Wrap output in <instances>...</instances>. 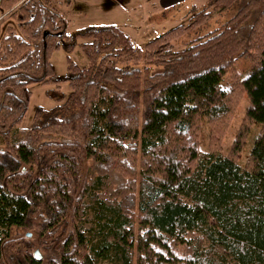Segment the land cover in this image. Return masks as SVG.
<instances>
[{"label": "trees", "instance_id": "16d2710c", "mask_svg": "<svg viewBox=\"0 0 264 264\" xmlns=\"http://www.w3.org/2000/svg\"><path fill=\"white\" fill-rule=\"evenodd\" d=\"M59 2L0 0L9 17L0 24V264H264V0H206L235 13L178 50L212 10L140 47L111 23L67 35ZM78 39L87 63L67 57L60 79L51 55ZM239 58L250 62L242 76ZM61 80L65 102L37 107L21 127L28 85ZM242 95L244 118L223 153ZM11 227L35 232L55 256L44 263L35 241L10 240Z\"/></svg>", "mask_w": 264, "mask_h": 264}, {"label": "rangeland", "instance_id": "374dc122", "mask_svg": "<svg viewBox=\"0 0 264 264\" xmlns=\"http://www.w3.org/2000/svg\"><path fill=\"white\" fill-rule=\"evenodd\" d=\"M67 2L68 1H60L57 6L68 21L66 29L67 35H72L75 32L90 26L111 23L121 28L129 35L134 44L140 47L155 36L163 33L165 30L181 23H187L197 11H200L203 8L212 10L213 16L207 23L203 24L199 29L187 33L174 42L173 48L175 50L182 49L193 39L218 28L235 13L234 8L219 13L214 8H210L206 4V0H130L124 1L122 4L123 8L119 7L116 11L105 9L99 11L92 8L82 9L73 5H69L67 10ZM8 21V11L0 9V24L5 25ZM82 41L83 39H78L74 50L71 52H66L63 46H61L52 53L50 63L60 79H63L66 75L67 57H70L80 66L87 63L86 58L80 52V42ZM62 42L64 43V40ZM233 66L239 76H242L249 70L250 62L246 58H239L234 62ZM161 68L162 66L153 67V69ZM228 81L229 78H226L225 82ZM28 89L31 92V96L20 123V126L25 128L32 125L34 112L37 107L50 109L62 104L67 99L70 92L68 83L62 80L57 83L49 84H43L40 82L31 83L28 85ZM247 105L248 98L246 95H242L235 113L233 114L232 120L218 143V146H220L223 153H227L230 149L236 133L242 124ZM258 127L257 124H253L247 134L239 158L241 163H243L248 156L254 137L258 131ZM210 134L211 126L208 121L204 119L201 122V131L199 134L201 149H210ZM9 238L13 241L24 239L35 241V247L39 249L41 257L45 260L44 263L49 257L52 258L55 256V250L51 245L45 247L42 245L39 246V238L35 232L11 227L9 230ZM3 264L11 263L5 259L3 260Z\"/></svg>", "mask_w": 264, "mask_h": 264}, {"label": "crops", "instance_id": "0c3cea01", "mask_svg": "<svg viewBox=\"0 0 264 264\" xmlns=\"http://www.w3.org/2000/svg\"><path fill=\"white\" fill-rule=\"evenodd\" d=\"M130 0H69L67 3V10L69 5L77 6L82 9H96V10H110L116 11L119 7L123 8V2ZM183 1V0H182ZM87 6V7H85Z\"/></svg>", "mask_w": 264, "mask_h": 264}, {"label": "built area", "instance_id": "2783aa9c", "mask_svg": "<svg viewBox=\"0 0 264 264\" xmlns=\"http://www.w3.org/2000/svg\"><path fill=\"white\" fill-rule=\"evenodd\" d=\"M56 1H59V0H56ZM60 1H63L64 2V1H69V0H60Z\"/></svg>", "mask_w": 264, "mask_h": 264}]
</instances>
